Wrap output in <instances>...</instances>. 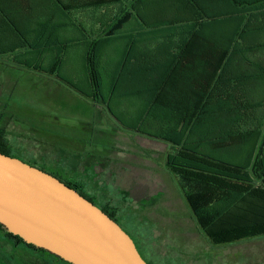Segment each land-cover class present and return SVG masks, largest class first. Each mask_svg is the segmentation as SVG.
Returning a JSON list of instances; mask_svg holds the SVG:
<instances>
[{
  "label": "trees",
  "instance_id": "16d2710c",
  "mask_svg": "<svg viewBox=\"0 0 264 264\" xmlns=\"http://www.w3.org/2000/svg\"><path fill=\"white\" fill-rule=\"evenodd\" d=\"M8 1L0 0V44L7 45L4 53L20 57L39 49L42 51L39 60L45 61L46 54L50 55L54 47L64 45L65 29L69 27L83 32V36L82 33L75 36L70 43L94 40L84 57L85 79L92 92L89 97L94 101L102 98L105 102V97H99L98 93L118 91L119 83L114 88L112 82L107 90L99 69L109 68L107 51H103L109 41L121 34L128 46L119 53L112 77H130L138 64H142L132 34L122 35L132 19L147 28L175 30L167 38L170 51L165 54V84L175 90H183L176 79L184 68L177 66L179 62L195 57L214 62L211 67L207 62L200 68H186L199 70L200 81L195 87L201 92L168 96L165 115L156 114L160 100L154 99L153 107L148 110L153 108V115L139 117V132L172 145L166 169L176 179L198 228L212 246H230L264 238V134L260 129L264 113L242 115L245 104L235 98L232 117L220 115L217 113L221 106L218 95L208 92L215 82L222 83L228 69L227 60L264 61V0H43L40 26H36L38 21L27 20L35 25L37 30L34 32H27L25 26L23 29V22L13 15L24 3ZM28 5L31 7L30 2ZM97 24L102 30L99 35L93 37L84 32L87 27L91 29ZM179 29H184V33L178 35ZM99 40L101 47L96 48L94 42ZM60 55L54 57V63L49 67L36 66L26 60L22 65L60 78L56 73L61 67ZM256 69L260 70L259 76H264L262 67ZM163 87V84L158 88L155 86L154 90L159 95ZM150 119L159 123L156 131L147 129L146 121ZM244 125L253 127L247 130ZM10 151L6 133L0 128V153L11 156ZM66 185L93 202L80 191L78 184ZM99 208L117 222L113 208ZM0 230L17 246L46 254L54 258L55 264H70L27 244L1 224Z\"/></svg>",
  "mask_w": 264,
  "mask_h": 264
},
{
  "label": "rangeland",
  "instance_id": "374dc122",
  "mask_svg": "<svg viewBox=\"0 0 264 264\" xmlns=\"http://www.w3.org/2000/svg\"><path fill=\"white\" fill-rule=\"evenodd\" d=\"M63 44L46 54L47 61L39 60L42 51L38 48L14 60L19 64L26 60L45 68L54 63L57 54H62L61 67L56 71L60 79L39 71L38 75L45 76H33L30 69L4 58L0 60V66L7 69L6 83L0 89H4L0 99V128L6 133L10 155L78 184L96 206L113 208L117 223L135 240L151 264H264V238L230 246L211 245L198 228L176 179L165 167L170 151L169 148L165 151V144L155 143L154 153L151 148L147 151L143 145L141 148V143L135 147L142 154L119 152L128 148L125 135L118 136L120 129L131 132L132 143L137 141L135 133L144 139L157 140L139 130H127L125 123L132 125L129 116L122 112L119 113L126 117L114 116L108 106H103L102 99L90 98L92 92L84 71L89 44ZM117 49L107 52L109 59L105 62L109 68H99L107 90L119 59ZM8 64L18 72L9 69ZM128 78L116 77L115 83ZM128 87L122 85L124 90ZM118 88L121 90L120 82ZM109 96L106 91L107 105L111 101ZM2 103L7 104L1 106ZM113 103L110 106L115 112ZM118 160L125 163L123 172L118 171L121 165ZM108 166L116 173H99L100 168ZM48 257L17 246L0 230V264H55L54 258Z\"/></svg>",
  "mask_w": 264,
  "mask_h": 264
},
{
  "label": "crops",
  "instance_id": "0c3cea01",
  "mask_svg": "<svg viewBox=\"0 0 264 264\" xmlns=\"http://www.w3.org/2000/svg\"><path fill=\"white\" fill-rule=\"evenodd\" d=\"M42 1L43 0H18V4H21L22 2L24 3V5L23 7L19 6L17 8V13L13 15L16 16L18 20L23 22L22 23L23 29L25 26L26 28L25 30L27 32H34L37 30L35 29V25H33L31 22H28V21L30 20L38 21V24L36 25L38 27L41 24V19L43 18L42 9H41ZM8 2H11V0ZM28 2L31 3V7L28 5ZM98 25L99 24H97V26H94V28L92 27L91 29L87 27L86 31L84 32H86L87 35H92V36L97 35V34L99 35L102 32V30H100V27H98ZM133 25L135 27H133ZM184 31H185L184 29H179L177 31V34L181 35L184 33ZM81 33L83 36V32H80L79 30H74V27L66 28L65 34H64L65 39L64 41H62V43H70L74 41L75 36H81ZM174 33H175V30H173V28L153 29V28L144 27L143 24L137 19H132L130 21L129 27L125 28V30H123L122 32V35L132 34L133 44L135 45L137 44L135 51L136 53H138L139 55L138 58L140 59L142 64L137 63L138 69L134 72V75H130V77L126 80L120 79V80H117L115 83L116 77H113V80L111 79L110 82L114 83V88L116 84L119 82L120 83L122 82L126 86H129L127 90H124L121 87V90H119L118 88V91H114L113 93H110V98H109L111 100L110 104L112 101H114L113 109L115 110V112H113V110L111 109L110 104L107 105L105 102H103L104 103L103 106H108L111 112L114 114V116H117V115L129 116L130 118L129 120L128 119L127 120L131 122L132 125L128 126V124L125 123L126 125L125 128L129 131L139 130L140 126H138L137 123L141 115H148V116L153 115L152 114L153 108L150 112L148 110L151 109V107H153L152 105H154V99L156 100L158 99V101L160 100V103L158 104V107H157L156 114L165 115V99L168 96H173L176 93L178 95L180 93L186 94L190 92H193V93L201 92L200 88L195 87L196 84H199V81H200L199 80V76H200L199 70H185L186 68H194V69L196 67L200 68L206 65L207 62H209L208 63L209 67H211L214 64V62H211L209 60L199 59V57L198 58L195 57L192 60L187 59L182 62H179L177 66H181L180 68L184 66V68H182L183 70L177 75L176 79H177V84L183 87V90L182 91L175 90L176 88L166 85L165 84V65H166L165 64V54H167L170 51V46L168 44L167 38L171 34H174ZM93 41L89 40L88 44L90 45L91 43H93ZM55 43H57V40H55ZM125 44H126L125 39L123 38V36H121V34H119L118 37H115L114 39H112L111 41L107 43V46L103 49V51H107V52L113 51L114 52L115 49L118 48L117 52L120 53L121 51H125L128 48V46H126ZM94 45L96 46V48L97 46L101 47L100 40L97 42L95 41ZM6 46L7 45H5L4 43L0 44V53H2L0 54V60L4 58L8 62L11 61L18 66H23L22 64H19L14 61L19 56H17L16 54L4 53L6 51ZM194 47H196V50H198L197 49L198 47L196 45H194ZM48 59L49 58H47L45 61H47ZM43 60L44 59H41V61ZM8 65H9V69L13 68L14 71L16 70V68L12 67L10 64ZM258 66L264 69V61L263 62L253 61V62L247 63L245 61H234V60L228 61L227 60L226 68L228 69L226 70V76L222 79V83L215 82L213 87L211 86L212 88H209L208 90V92H214V94H217L221 101L219 105H221L222 107L221 106H219V108L216 107L218 108V112H217L218 114L225 115L226 117L227 116L232 117V115L234 114L233 101L235 98L243 101V103L245 104L242 107L243 108L242 115L253 116L254 114L261 115L264 113V76H259L257 74V72H260V70L256 69L258 68ZM23 67L25 70L27 69L25 66ZM0 69H1L0 71L1 72L0 73V89H1V86L6 83L4 74H5V70L7 69H4V67L2 66H0ZM31 71L32 72L30 73L33 74V76H36L39 74L38 71H33V70ZM15 72H18V71H15ZM202 72L203 71H201V74ZM41 75H38V76L40 77H44L45 75L50 76L47 74L42 75V76ZM51 77H55V76H51ZM186 77L189 78L188 81ZM162 84L164 85L163 90L158 95V93L155 92L154 90L155 86H157L158 88V86ZM129 89L131 90L130 91L131 93H129ZM2 91H4V89L0 91V99H2V94H3ZM98 96L104 97L105 93H98ZM6 104L2 103L1 106H4V105L6 106ZM119 112H122L124 115H122ZM131 117H134V120L131 121ZM158 124L159 123L156 121H153V119L146 121L147 129H150L152 131H156V129L158 128ZM246 126L247 125H244V128L247 130L253 127V126L251 127H246ZM225 128H227V125H225ZM260 129L262 133L264 134V122ZM120 134L125 135L127 139L125 144L128 147L125 149H119V152L122 154L123 152L129 151L130 153H134V154L136 153L135 155H137L138 150L136 151L135 145H140V143H141L140 145L141 148H142V145H143V148L146 147L145 151L151 148L152 152L154 153L153 145L155 143H158V144H165L166 146L165 151L169 148L170 151L168 153L171 152L172 145L167 142L165 143L162 140L153 138L154 140H157V141L156 142L151 141L148 139H144L143 137H141L140 135H136L135 133L134 136L137 137V141H135V143H132L130 139L131 132H127L126 130L120 129L118 131V136H120ZM133 149L134 151H132ZM138 153L142 154L143 151L142 150L141 152L138 151ZM131 158L133 159L135 158L137 160V157L132 156ZM117 163L121 164L119 165L118 171L123 172L122 165L125 168V163L122 162V160L121 161L118 160ZM109 164H112V163H109ZM165 167H166V161H165ZM98 171L100 174L116 173L114 168L109 167V166L108 168L102 167Z\"/></svg>",
  "mask_w": 264,
  "mask_h": 264
},
{
  "label": "water",
  "instance_id": "95a60500",
  "mask_svg": "<svg viewBox=\"0 0 264 264\" xmlns=\"http://www.w3.org/2000/svg\"><path fill=\"white\" fill-rule=\"evenodd\" d=\"M0 224L70 264H147L101 208L55 176L2 153Z\"/></svg>",
  "mask_w": 264,
  "mask_h": 264
},
{
  "label": "flooded vegetation",
  "instance_id": "af4514ba",
  "mask_svg": "<svg viewBox=\"0 0 264 264\" xmlns=\"http://www.w3.org/2000/svg\"><path fill=\"white\" fill-rule=\"evenodd\" d=\"M51 175H53V176H55L56 178H58L59 180H61L62 182H65L66 184H68V183H71V182H69L67 179H64V178H62V177H60V176H58V175H56V174H53V173H51ZM134 242H135V240H134ZM135 244H136V242H135ZM136 246H137V248H138V245L136 244ZM138 250H139V248H138ZM139 252H140V250H139ZM140 254H141V252H140ZM141 256L144 258V256L141 254ZM144 260L147 262V264H151L148 260H146L145 258H144Z\"/></svg>",
  "mask_w": 264,
  "mask_h": 264
}]
</instances>
